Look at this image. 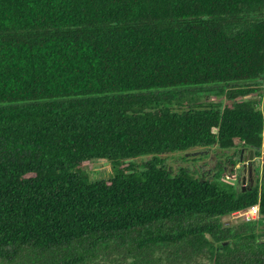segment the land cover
<instances>
[{"label":"trees","instance_id":"1","mask_svg":"<svg viewBox=\"0 0 264 264\" xmlns=\"http://www.w3.org/2000/svg\"><path fill=\"white\" fill-rule=\"evenodd\" d=\"M263 90L264 0H0V264H264V181L162 156L259 147Z\"/></svg>","mask_w":264,"mask_h":264},{"label":"rangeland","instance_id":"2","mask_svg":"<svg viewBox=\"0 0 264 264\" xmlns=\"http://www.w3.org/2000/svg\"><path fill=\"white\" fill-rule=\"evenodd\" d=\"M212 99H217L218 97L215 95H211ZM220 150L221 148H217L216 145H211L209 148L205 147H193L189 149L188 151H174V152H165L162 153V156L165 157L166 163L171 165V168L174 170L178 167V165H187L191 168L193 172H195V175H199L200 171H208L210 168V164L208 162L201 168L198 169L196 166V163L202 155H198L196 157H192V155H196L198 153L202 152H212L215 150ZM200 150V151H199ZM207 150V151H205ZM230 150L231 149H225ZM194 151V152H193ZM234 151V150H233ZM236 151V150H235ZM237 152V151H236ZM256 154H259V151H256ZM82 168L86 169L91 176V178H107L111 174V166L109 161L106 159H95L91 161H84L81 165ZM260 173V164L259 161H256L255 164V170H254V184L259 185L260 179L258 177ZM211 176V175H210ZM225 170L217 165L215 168V174L213 175V179L218 185L220 186H226L227 184H234L237 186L238 183L234 182L233 180H229V177H226ZM222 220V219H221ZM241 222V220H232L231 223H238ZM260 226H264V217L260 219L259 221Z\"/></svg>","mask_w":264,"mask_h":264},{"label":"flooded vegetation","instance_id":"3","mask_svg":"<svg viewBox=\"0 0 264 264\" xmlns=\"http://www.w3.org/2000/svg\"><path fill=\"white\" fill-rule=\"evenodd\" d=\"M209 147L210 146H208L206 148H209ZM242 147L243 146L240 147V150H241ZM231 150L232 151L223 150V149L219 150L218 149V150H215V151H212V152H202V153L200 152V153L196 154L195 156L192 155V157H196L198 155H202V157H200L198 159L197 163H196V166H197L198 169H201L207 162H208V164H210V167H209L210 169L208 171H200V174L203 175V176H210L212 173L215 174V168L217 167V165H219L225 170V174L226 175H228V176L230 175L232 177H235V171L236 170L234 171L233 168H235V163L237 162V159H238V157L240 155V150L237 151V152L233 151V149H231ZM205 151H207V150H205ZM261 165L263 166L264 162ZM258 177H259V179L262 178V183H263V181H264V172L261 170V167H260V173H259ZM234 182L238 183L237 186H241L242 185L240 182H237V180H234ZM247 182H248V180H247Z\"/></svg>","mask_w":264,"mask_h":264},{"label":"built area","instance_id":"4","mask_svg":"<svg viewBox=\"0 0 264 264\" xmlns=\"http://www.w3.org/2000/svg\"><path fill=\"white\" fill-rule=\"evenodd\" d=\"M256 97H258V96H256ZM260 99H261V102H260L259 107L262 108L263 101H264V90H263L262 95L260 96ZM258 151H259V154L255 153L253 156V159L255 161H259V164H262L264 162V136L262 138L260 146L258 147ZM235 176H236V174H235ZM226 177H229L228 178L229 180H233V179L235 180V177H232L230 175L229 176L227 175ZM261 182H262V178L260 179V183H259L260 187L262 184ZM259 217H260L259 202H256V203H253V204H251L245 208H239V209L232 210L230 213L223 216L222 222L224 225H228V224H230V222L232 220L239 219V220H243V221H249V220L257 219Z\"/></svg>","mask_w":264,"mask_h":264},{"label":"water","instance_id":"5","mask_svg":"<svg viewBox=\"0 0 264 264\" xmlns=\"http://www.w3.org/2000/svg\"><path fill=\"white\" fill-rule=\"evenodd\" d=\"M254 147L245 148L242 147L240 150V155L237 159V162L235 163V180L237 182H240L242 185V189L245 188V185H248V188H251L254 184V170H255V164L256 161L253 159L254 155ZM261 170L264 172V165L262 166L260 164ZM248 180V182H247ZM247 182V183H246Z\"/></svg>","mask_w":264,"mask_h":264},{"label":"clouds","instance_id":"6","mask_svg":"<svg viewBox=\"0 0 264 264\" xmlns=\"http://www.w3.org/2000/svg\"><path fill=\"white\" fill-rule=\"evenodd\" d=\"M246 149H247V148H246ZM255 150H258V147H256V148L254 149V154L256 153ZM253 156H254V155H253ZM213 175H214V174H213ZM261 183H262V182H261Z\"/></svg>","mask_w":264,"mask_h":264},{"label":"crops","instance_id":"7","mask_svg":"<svg viewBox=\"0 0 264 264\" xmlns=\"http://www.w3.org/2000/svg\"><path fill=\"white\" fill-rule=\"evenodd\" d=\"M213 174H214V173H212L210 177H212V176H213Z\"/></svg>","mask_w":264,"mask_h":264}]
</instances>
